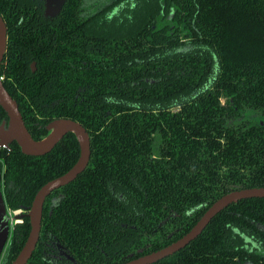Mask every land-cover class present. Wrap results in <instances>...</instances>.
I'll return each instance as SVG.
<instances>
[{
  "label": "trees",
  "instance_id": "16d2710c",
  "mask_svg": "<svg viewBox=\"0 0 264 264\" xmlns=\"http://www.w3.org/2000/svg\"><path fill=\"white\" fill-rule=\"evenodd\" d=\"M82 2L45 20L37 0H0L2 85L28 133L40 139L49 121L68 118L89 136L87 164L57 206L43 207L25 264L48 263V240L80 264H120L179 238L220 195L264 187V0ZM77 154L70 132L41 156L0 147L5 205L29 207ZM28 230L26 217L13 226L3 264ZM242 234L263 249L247 251ZM246 263L264 264V197L227 205L151 264Z\"/></svg>",
  "mask_w": 264,
  "mask_h": 264
},
{
  "label": "water",
  "instance_id": "95a60500",
  "mask_svg": "<svg viewBox=\"0 0 264 264\" xmlns=\"http://www.w3.org/2000/svg\"><path fill=\"white\" fill-rule=\"evenodd\" d=\"M62 3L63 0H46L45 15L54 16L57 14ZM5 42V25L0 16V62L4 54ZM0 108L6 116V120L0 121V147L7 148L8 144L14 141L22 154L38 156L48 152L65 133L70 132L74 135L79 148L78 157L72 166L62 175L41 185L33 195L27 212L24 214L28 218L29 230L21 248L10 264H25L38 237L41 207L45 196L50 190L71 181L84 169L89 157V139L85 129L78 122L68 118H56L49 121L45 125L47 133L40 139H33L24 126L16 101L3 87L1 78ZM252 197H264V187L237 188L220 195L208 205L195 223L179 238L159 249L132 258L122 264H151L171 255L193 240L209 220L227 205ZM7 236L8 214L0 191V253Z\"/></svg>",
  "mask_w": 264,
  "mask_h": 264
},
{
  "label": "flooded vegetation",
  "instance_id": "af4514ba",
  "mask_svg": "<svg viewBox=\"0 0 264 264\" xmlns=\"http://www.w3.org/2000/svg\"><path fill=\"white\" fill-rule=\"evenodd\" d=\"M38 1V6H36L35 8L38 10V11H40L41 12V15H42V18L43 19H45V20H52V19H54L56 16H58V14L60 13V11H61V9H62V7H63V5H64V3H65V1L66 0H63V3H62V5H61V7H60V9H59V11L57 12V14H55L54 16H50V15H45V2H46V0H37ZM83 2V7H84V5H91V4H93L92 3V0H82ZM82 3H81V5H82ZM1 16V15H0ZM2 18V17H1ZM3 20V19H2ZM4 22V21H3ZM4 25H5V23H4ZM44 25H45V23H44ZM50 25H51V23H50ZM5 33H6V26H5ZM52 40H54V38H50L48 41L46 40V43H49V42H51ZM61 42H63L62 40H61ZM64 43V42H63ZM59 50H63V47L61 46L60 48H59ZM5 51H6V42H5V49H4V54H5ZM46 51H48L50 54H52V55H54L56 52H57V47H56V45H55V42H53L52 41V45L51 46H47L46 47ZM4 54H3V57H4ZM3 57H2V59H3ZM2 61V60H1ZM1 63V62H0ZM29 69H30V71L31 72H33L34 71V69H35V64H34V62L33 61H31L30 63H29ZM0 77H1V80H2V75H0ZM74 121V120H73ZM77 122V121H76ZM80 124V123H79ZM81 125V124H80ZM82 126V125H81ZM83 127V126H82ZM84 128V127H83ZM86 131V130H85ZM68 133V132H67ZM66 134V133H65ZM64 134V135H65ZM63 135V136H64ZM88 135V134H87ZM62 136V137H63ZM61 137V138H62ZM60 138V139H61ZM75 138V137H74ZM59 139V140H60ZM88 139H89V136H88ZM58 140V141H59ZM76 140V139H75ZM57 141V142H58ZM56 142V143H57ZM55 143V144H56ZM76 143H77V141H76ZM54 144V145H55ZM53 145V146H54ZM77 146H78V143H77ZM52 149V148H51ZM50 149V150H51ZM49 150V151H50ZM48 151V152H49ZM48 152H46V153H48ZM46 153H44V154H46ZM78 153H79V148H78ZM43 155V154H42ZM38 156H41V155H38ZM77 157H78V154H77ZM77 159V158H76ZM76 161V160H75ZM74 161V162H75ZM88 161V160H87ZM73 162V163H74ZM72 163V164H73ZM72 164L65 170V171H63L62 173H60V174H57L56 176H53V177H51V178H49L48 180H46L45 182H47V181H49V180H51V179H53V178H56V177H58V176H60V175H62L63 173H65L71 166H72ZM79 174V173H78ZM77 174V175H78ZM76 175V176H77ZM75 176V177H76ZM74 177V178H75ZM73 178V179H74ZM72 179V180H73ZM71 180V181H72ZM71 181H69L68 183H66V184H63V185H61V186H58L57 188H54V189H52V190H50L49 191V193L45 196V198H44V200H43V203H42V207H41V217H42V210H43V207L46 205V207H47V209H48V211L50 212V210L51 209H53L55 206H57L58 205V203H59V201L61 200V198H62V196H63V193H62V191L60 190V189H62L64 186H66V185H68ZM44 182V183H45ZM43 183V184H44ZM43 184H41V185H43ZM40 185V186H41ZM39 186V187H40ZM38 187V188H39ZM38 190V189H37ZM36 190V191H37ZM0 191H1V189H0ZM1 194H2V191H1ZM35 194V193H34ZM2 198H3V195H2ZM3 201H4V199H3ZM31 203V202H30ZM5 204V203H4ZM5 209H6V212H7V214H8V235H9V233H10V231H11V229L13 228V226L15 225V224H21L22 222H23V219L26 217V216H24V214L27 212V209H28V207L26 208V207H21V206H19V207H17V208H15V209H10V208H8L6 205H5ZM27 218V217H26ZM27 220H28V218H27ZM40 228H41V218H40V227H39V232H38V236H39V233H40ZM8 237V236H7ZM241 237L243 238V243H244V245H243V248H245V249H247V251H251V250H262L263 248H261V246L259 245V244H257L255 241H253L250 237H246V236H244L243 234L241 235ZM37 239H38V237H37ZM6 241H7V239H6ZM6 241H5V244H4V247H5V245H6ZM36 242H37V240H36ZM35 245H36V243H35ZM4 247H3V249H4ZM35 247V246H34ZM2 249V250H3ZM34 249V248H33ZM140 249H137V251H139ZM33 251V250H32ZM3 252V251H2ZM1 254V253H0ZM42 254L44 255V258L47 260V264H80L75 258H73L57 241H53V240H48L47 242H44V245H43V248H42ZM143 255V254H142ZM140 256V255H139ZM135 258V257H134ZM130 259H132V258H129L128 260H130ZM128 260H126V261H128ZM126 261H124V262H126ZM123 262V263H124ZM0 264H3V261H2V255L0 256ZM120 264H122V263H120ZM247 264V263H246Z\"/></svg>",
  "mask_w": 264,
  "mask_h": 264
},
{
  "label": "rangeland",
  "instance_id": "374dc122",
  "mask_svg": "<svg viewBox=\"0 0 264 264\" xmlns=\"http://www.w3.org/2000/svg\"><path fill=\"white\" fill-rule=\"evenodd\" d=\"M220 101L223 102V99L221 98ZM156 143H157V141L155 140V142H154V148H153V151H154L155 154H156ZM3 250H4V249H3ZM3 250H2V251H3ZM2 251H1L0 256L3 254Z\"/></svg>",
  "mask_w": 264,
  "mask_h": 264
},
{
  "label": "built area",
  "instance_id": "2783aa9c",
  "mask_svg": "<svg viewBox=\"0 0 264 264\" xmlns=\"http://www.w3.org/2000/svg\"><path fill=\"white\" fill-rule=\"evenodd\" d=\"M1 78V77H0Z\"/></svg>",
  "mask_w": 264,
  "mask_h": 264
}]
</instances>
